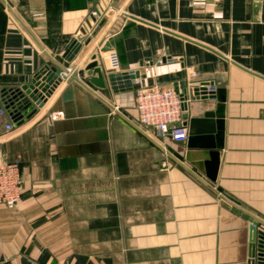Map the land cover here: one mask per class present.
Listing matches in <instances>:
<instances>
[{
    "label": "crops",
    "instance_id": "obj_1",
    "mask_svg": "<svg viewBox=\"0 0 264 264\" xmlns=\"http://www.w3.org/2000/svg\"><path fill=\"white\" fill-rule=\"evenodd\" d=\"M71 39L82 48L43 107L0 116V163H17L22 185L0 206V264H251L264 0H0V89L29 84ZM93 56L137 72L132 90L90 84ZM202 84L213 93L196 99ZM153 85L187 96L184 142L138 123L136 92Z\"/></svg>",
    "mask_w": 264,
    "mask_h": 264
},
{
    "label": "water",
    "instance_id": "obj_2",
    "mask_svg": "<svg viewBox=\"0 0 264 264\" xmlns=\"http://www.w3.org/2000/svg\"><path fill=\"white\" fill-rule=\"evenodd\" d=\"M82 48V44L76 39H71L63 48L62 54L54 56V61L49 60L36 74L33 75L31 81L27 85H23L12 91H4L0 89V107H3L13 122L22 123L26 118H30L36 112L37 108H42L47 99L52 95L54 90L62 82L60 76L63 72L62 68H68L69 64L74 60L76 55ZM91 64L87 65L85 71L87 76L91 77L89 83L99 89H104L106 84L110 86L115 93L131 91L132 81L138 78L137 72L120 73L109 71L103 65H99L92 57ZM210 87L202 84L192 90L193 96L198 99L211 97ZM209 91V92H208ZM187 96H181L182 108L183 102ZM185 125V124H184ZM223 206L230 208L237 214L248 218V214L239 208L223 201ZM251 255L253 261L251 264H264V230H259L257 222L251 223Z\"/></svg>",
    "mask_w": 264,
    "mask_h": 264
},
{
    "label": "built area",
    "instance_id": "obj_3",
    "mask_svg": "<svg viewBox=\"0 0 264 264\" xmlns=\"http://www.w3.org/2000/svg\"><path fill=\"white\" fill-rule=\"evenodd\" d=\"M109 60L111 68H115L117 62L115 52H110ZM135 107L138 123L141 126L159 137H167L176 143L186 140L187 128L182 119L181 96L171 89L159 85L142 87L136 92ZM5 113L6 110L0 107V116ZM6 128L12 127L7 125ZM21 195L22 185L18 164L0 163V206L7 210L14 209L20 202Z\"/></svg>",
    "mask_w": 264,
    "mask_h": 264
}]
</instances>
